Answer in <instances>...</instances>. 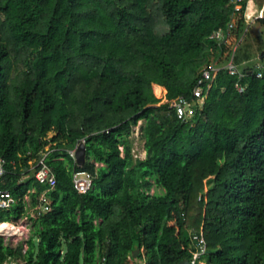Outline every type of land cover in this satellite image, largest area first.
I'll list each match as a JSON object with an SVG mask.
<instances>
[{
  "label": "trees",
  "instance_id": "16d2710c",
  "mask_svg": "<svg viewBox=\"0 0 264 264\" xmlns=\"http://www.w3.org/2000/svg\"><path fill=\"white\" fill-rule=\"evenodd\" d=\"M249 11V0H0L1 188L18 199L0 223L27 217L26 197L51 202L26 249L0 236V264H133L137 247L146 264H264V69L239 68ZM231 22L220 47L212 36ZM211 54L245 76L216 71L196 98ZM155 86L194 116L179 119ZM140 122L145 160L132 153ZM52 131L67 148L47 156L48 190L24 178ZM83 143L81 168L69 152Z\"/></svg>",
  "mask_w": 264,
  "mask_h": 264
},
{
  "label": "built area",
  "instance_id": "2783aa9c",
  "mask_svg": "<svg viewBox=\"0 0 264 264\" xmlns=\"http://www.w3.org/2000/svg\"><path fill=\"white\" fill-rule=\"evenodd\" d=\"M242 1L243 0H235V4L238 5ZM239 12H241V8L237 6L236 13ZM248 16L250 17L249 14ZM233 26H234L233 22H231L226 29H220L219 31L215 32L214 35L212 36V39L216 40L220 47L227 45L231 36ZM263 69L264 66L260 71H258V78H262ZM219 70H225L229 72L232 76H238L241 79L245 76V74L236 66L234 60H231L226 65L211 64L210 66L204 68L202 71V77L199 80L198 85L194 90V95L196 98H201L204 96L205 93L204 85L208 81H210V79L212 78V74ZM239 91L243 93L245 91V88L239 87ZM162 103H169L171 110H173L177 114L179 119L189 120L191 117L194 116L195 103L188 101L184 97L174 101H169L166 96L165 102L162 101ZM134 135L138 136V138L141 139V129L136 128V131L134 130L133 132V136ZM76 150L69 152L71 157L74 158L75 161H76ZM120 150L122 151V156H123L124 148L120 147ZM132 153L136 160H142L138 155H136L134 151V147ZM48 154L49 153H45L43 151L40 153L38 158L35 159V161L33 162L34 164L33 170L35 172L34 176L36 180L40 184L47 186L48 190H53L57 185V179L54 172L47 163ZM7 165H8L7 160L2 156V153L0 151V211H9L18 203V199L14 196V194L10 190L1 188V185L4 183L5 178L8 174ZM74 184L76 186L77 191L81 194H84L87 193L92 188V179L86 174L75 175ZM26 201L27 202L30 201L29 197H26ZM50 204L51 202L49 201L46 193H44L40 198L39 205L33 208L34 214H36L39 217L42 213H47L48 211H50L49 208ZM195 240L199 241L198 243L199 248L202 250V252H205L204 239L196 237ZM5 264H22V261H18L13 258H10Z\"/></svg>",
  "mask_w": 264,
  "mask_h": 264
},
{
  "label": "rangeland",
  "instance_id": "374dc122",
  "mask_svg": "<svg viewBox=\"0 0 264 264\" xmlns=\"http://www.w3.org/2000/svg\"><path fill=\"white\" fill-rule=\"evenodd\" d=\"M257 4V9L259 10L264 0H252ZM264 14V9L259 11H255L254 15L252 16L254 19L250 21V23L245 27L241 43H240V56L243 58L242 65L239 66L241 70L246 68H254L255 72H258L262 69L264 66V25L262 22L256 21L257 16H261ZM264 16V15H263ZM213 51V50H212ZM215 59L212 54L209 56V64H215ZM230 62V61H229ZM229 62L224 63V65L228 64ZM154 93L159 98L162 99L163 102L166 100V91L161 90L157 87H154ZM144 122H140L137 127L134 128L136 131L137 129H141V126ZM133 141V147L136 155L140 157V159L145 160L146 159V151L144 148V141L143 139H139L138 136L134 135L132 136ZM66 149L67 148V142L64 140L61 136H58V133L55 131L50 132L47 137L45 138V147L43 149V152L50 153L52 151H55L56 149ZM35 159L30 160L27 166L29 167L31 174L29 176H26L24 179H27L29 177L34 176V164L33 162ZM97 168H101L104 165L100 163H96ZM154 192L163 193L162 189L154 188L151 191V194ZM33 206L31 204V201L28 202V216L22 219L19 224L13 225V224H6L5 226H0V235H3L1 237L4 238L7 245L11 247H18L20 245H23L26 249V242L33 236L34 234V224L35 219L38 218L36 214L33 212ZM13 225L16 228L20 229V232L17 234L14 233L12 235H7L6 233H3V228ZM131 261L133 264H146L145 259L140 258V256H137L136 258L131 257ZM199 264H204L200 262Z\"/></svg>",
  "mask_w": 264,
  "mask_h": 264
},
{
  "label": "water",
  "instance_id": "95a60500",
  "mask_svg": "<svg viewBox=\"0 0 264 264\" xmlns=\"http://www.w3.org/2000/svg\"><path fill=\"white\" fill-rule=\"evenodd\" d=\"M86 157H87L86 146L83 143L76 150V161H77V164L79 165V167L82 168L86 164ZM139 254H140V251L137 247L136 251L134 253V258L139 256ZM180 264H192V263L188 260H184Z\"/></svg>",
  "mask_w": 264,
  "mask_h": 264
},
{
  "label": "crops",
  "instance_id": "0c3cea01",
  "mask_svg": "<svg viewBox=\"0 0 264 264\" xmlns=\"http://www.w3.org/2000/svg\"><path fill=\"white\" fill-rule=\"evenodd\" d=\"M249 5H250V11H249V15L250 16H253L254 15V13H255V11H259L260 10V12H261V10H263L264 9V2H263V5H262V7L258 10L257 9V4L255 3V2H253L252 0H249ZM264 14H262V16H263ZM155 87H157V86H155ZM157 88H159V89H161V90H165L164 88H160V87H157ZM166 91V90H165ZM167 92V91H166ZM2 225V223H0V226ZM3 225H6V224H3Z\"/></svg>",
  "mask_w": 264,
  "mask_h": 264
},
{
  "label": "bare ground",
  "instance_id": "6f19581e",
  "mask_svg": "<svg viewBox=\"0 0 264 264\" xmlns=\"http://www.w3.org/2000/svg\"><path fill=\"white\" fill-rule=\"evenodd\" d=\"M1 226L3 227L5 225L2 224ZM2 230H3V233H6L7 235H12L14 233L17 234L18 232H20V229L16 228L13 225H8V226L4 227ZM1 236H3V235H1Z\"/></svg>",
  "mask_w": 264,
  "mask_h": 264
}]
</instances>
